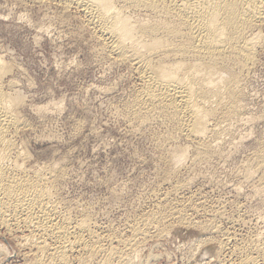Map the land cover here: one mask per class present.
<instances>
[{"label": "rangeland", "instance_id": "rangeland-1", "mask_svg": "<svg viewBox=\"0 0 264 264\" xmlns=\"http://www.w3.org/2000/svg\"><path fill=\"white\" fill-rule=\"evenodd\" d=\"M126 12L144 24L156 19L145 9ZM85 14L60 0H0V57L13 66L3 86L23 97L18 112L26 126L9 139L27 153L31 175L43 170L58 214L86 221L110 250L123 249L143 219L168 213L167 234L150 230L133 264H241L246 253L256 255L252 246L264 244V172L254 168L264 149V19L251 33L256 63L243 75L242 118L217 128L208 154L163 119L129 118L142 82ZM226 67L240 72L234 61ZM182 148L186 157L169 164ZM175 208H185L188 226L176 222ZM14 219L0 222V264H33L38 237ZM210 223L218 232L201 229ZM82 253L69 254L72 264H99L104 256Z\"/></svg>", "mask_w": 264, "mask_h": 264}, {"label": "bare ground", "instance_id": "bare-ground-1", "mask_svg": "<svg viewBox=\"0 0 264 264\" xmlns=\"http://www.w3.org/2000/svg\"><path fill=\"white\" fill-rule=\"evenodd\" d=\"M60 1L65 6L76 4L88 15L90 25L117 62L135 67L142 88L128 109L132 121L145 124L163 119L179 136L196 141L202 152L211 154L212 139L208 140L217 136V128L242 116L243 75L256 63L257 38L251 33L264 19V0H122V6L115 0ZM127 9L148 10L156 19L146 24L138 22ZM3 61L0 57V222L7 227L12 217L33 228L38 237L33 245L39 251L33 264H72L69 254L77 250L90 257L104 253L99 264H133L132 255L140 250L141 240L150 230L155 229L159 236L167 234L163 227L168 213L143 219L141 225L131 228L132 236L120 242L123 249L110 250L103 248V240L94 235L86 221L73 224L60 216L51 202L43 170L35 168L31 175L25 165L27 153L17 152L18 147L9 139L12 132L24 126L18 112L23 97L17 91L13 94L4 90V80L13 66ZM228 61H234L240 72L227 68ZM185 151L175 152L168 163L179 164L186 157ZM254 168L264 172V149L256 156ZM49 169L53 171L56 166ZM184 211H172L180 225L190 223ZM205 225L201 224V229L219 230L211 223ZM225 245L219 242L218 252ZM252 247L256 255L246 253L240 263L264 264V244Z\"/></svg>", "mask_w": 264, "mask_h": 264}]
</instances>
